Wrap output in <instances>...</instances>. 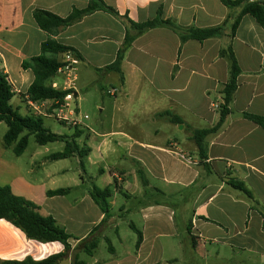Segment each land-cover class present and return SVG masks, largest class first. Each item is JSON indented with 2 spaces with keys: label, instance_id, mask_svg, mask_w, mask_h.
<instances>
[{
  "label": "crops",
  "instance_id": "0c3cea01",
  "mask_svg": "<svg viewBox=\"0 0 264 264\" xmlns=\"http://www.w3.org/2000/svg\"><path fill=\"white\" fill-rule=\"evenodd\" d=\"M103 1L119 15L97 10L52 36L80 55L77 98L91 87L108 94L115 89L109 94L108 123L91 126L75 107L83 123L68 126L82 131L77 143L88 151L82 161L85 177L68 186L67 195L48 197L47 191L56 189H47L42 177H28L34 169L24 173L17 161L6 157L5 150H13L15 144L6 147L3 137L0 185H9L15 195L39 205L41 214L54 217L72 236L73 249L99 225L100 243L104 214L89 189L92 184L109 188L107 226L114 224L123 243L115 219H129L130 228L133 225L142 233V242L137 248L138 235L133 230L137 238L120 249L112 245L109 257L99 258L98 248L93 256L87 255L92 264H264V128L245 116H264V27L246 14L232 35L241 8L230 9L221 0ZM88 4L89 0H0V74L8 77L18 99L12 105L19 112L25 109L24 114L20 112L23 116H38L26 99L35 76L23 63L39 56L42 43L50 37L36 23L34 11L66 18ZM160 16L184 28L224 25V29L202 42L184 43L167 26L149 29L126 52L121 64L123 81L119 73L106 71L115 62L127 31L133 32L129 21L143 23ZM230 46L241 70L237 88L228 106L230 114L218 132L206 137V157L201 159L193 134L220 120L223 91L231 76L230 61L221 51ZM58 59L63 61L64 54ZM59 77L53 81L63 85ZM165 111L179 116L183 124L158 116ZM179 153L191 156L195 164L184 162ZM70 158L81 164L78 155ZM97 166L98 175L88 176V167ZM233 181L244 183L252 197L234 188ZM77 191L74 202L60 203ZM56 213L65 214L72 227ZM63 251L59 242L28 239L19 228L0 220L1 260H42ZM83 254L79 253L80 258ZM72 256L59 264H72Z\"/></svg>",
  "mask_w": 264,
  "mask_h": 264
},
{
  "label": "trees",
  "instance_id": "16d2710c",
  "mask_svg": "<svg viewBox=\"0 0 264 264\" xmlns=\"http://www.w3.org/2000/svg\"><path fill=\"white\" fill-rule=\"evenodd\" d=\"M221 2L230 9L241 8L240 13L232 25V35L236 31L242 16L246 14L253 16L257 22L264 27V0H221ZM97 10L110 12L116 16L119 15L113 7L107 5L103 0H89V4L85 9H74L66 18L59 17L44 10L34 11L33 15L36 23L42 30L49 33L50 37L42 43L41 54L39 56L33 57L23 63V68L31 69L35 76L32 85L27 91V95L32 101L39 102L50 100L53 102V107H56L55 102L62 103L66 95L71 92L69 90H57L52 87V82L57 75V71L63 64L62 61H59L58 55L65 54L68 51L73 52L79 58L80 55L73 48L58 43L52 36H55L60 28L73 25L84 16ZM129 23L131 24L133 32L130 30L127 31L124 44L119 50L115 62L105 68L106 71L119 73L121 81L124 80L121 64L125 58V54L136 37L145 31L156 27L167 26L177 32L180 35L181 42L184 43L191 39L202 42L219 35L224 29V25L207 28H184L175 24L171 19H162L161 16L143 23H134L132 21H129ZM221 55L228 57L230 61L231 76L229 83L225 86L223 91L224 104L220 108V120L212 128L196 130L193 134V140L198 147L201 159L206 157V137L218 132L226 117L230 114L228 106L237 88V78L241 72L231 46L221 51ZM15 95L16 92L8 81V77L0 74V122H4L8 127L4 135V145L6 147H11L15 144L13 147L14 153L20 156L28 147L31 136H33L35 141L41 146L54 142H64V151L51 154L49 158L52 160H61L78 155L83 166L82 161L84 157L87 156L88 151L82 149L77 143V138L81 137L82 131L76 127V130L70 136L52 132L49 128L45 127L43 117L34 115L23 116L18 109L14 108L11 100ZM158 116L173 124H183V120L171 111H165ZM245 116L264 128V116L251 114H246ZM231 184L234 188L252 197L251 192L246 188L244 183L233 181ZM70 191V188L49 190L47 191V196H65ZM89 193L104 214L103 222L107 221L111 217V207L109 204L111 190L109 188L101 189L92 184ZM0 220H6L19 228L28 239L43 243L59 242L64 246L63 252L53 254L42 260H35L32 257H27L21 261L0 259V264H59L71 253L73 255L72 264H87L86 261L80 258L79 253L83 252L88 256H93L99 245V238L96 232L99 230L100 225L73 249L70 242L72 236L66 229L59 225L54 217L41 214L40 207L35 202L23 196L15 195L9 185H0ZM132 228L138 235L136 244L138 248L142 242V233L133 225ZM106 242L109 244V251L111 253L114 252L111 241L106 239Z\"/></svg>",
  "mask_w": 264,
  "mask_h": 264
},
{
  "label": "rangeland",
  "instance_id": "374dc122",
  "mask_svg": "<svg viewBox=\"0 0 264 264\" xmlns=\"http://www.w3.org/2000/svg\"><path fill=\"white\" fill-rule=\"evenodd\" d=\"M61 80L62 77H59ZM112 97L108 93H104L100 87H91L88 90L80 91L79 97L76 101L72 104V108L78 107L80 114L84 117L87 116L88 119L86 122L94 126L99 121L103 123H108L111 119V103ZM18 103V99L14 98L12 100V104L16 106ZM22 114L25 113V109L20 111ZM62 123H68V121L57 120L52 118H45L44 125L45 127L49 128L54 133L59 134H71L74 132L73 129L69 127L78 126L70 122L65 126ZM69 126V127H68ZM162 125L161 127H163ZM7 131V125L2 122L0 123V141L3 139L5 133ZM162 131L167 133V129L162 128ZM81 139L80 141H82ZM65 149L64 142H54L50 143L46 146L39 145L33 136L30 137V142L20 157H17L12 149L5 150L4 154L6 157L11 158L17 163L20 164L21 169L24 173L29 171L30 169H34L32 175L29 174L28 177H40L43 178L45 186L47 189H57V188H67L68 186H73L76 183L81 182L80 176L85 177V170L84 167L78 162L76 158H69L65 160H50L48 159V155L62 152ZM38 167V168H37ZM88 176H96L98 175V166L94 167V169H90L88 167L87 172ZM108 173V172H107ZM87 177V176H86ZM101 185V184H99ZM78 194V191L75 192L74 195L67 198V200H63L64 203L66 202H74L75 195ZM52 203H49L50 205ZM116 214H120L118 208H115ZM59 220L64 222L69 228L72 227V224L67 221L66 215L56 213ZM116 222L119 223L120 226V234L122 235L124 241L121 243L118 240V236L113 228L114 224H110L107 226L106 222L103 224V231H102V238H100V243L97 249V255L99 258L109 257L108 247L109 244L106 242L105 238H109L111 240L112 245L117 248H122L123 246H127L130 244L129 240L136 239V233L130 228L129 226V219H120L116 218ZM82 260L87 261L89 264H92L91 259L83 254L81 256Z\"/></svg>",
  "mask_w": 264,
  "mask_h": 264
},
{
  "label": "built area",
  "instance_id": "2783aa9c",
  "mask_svg": "<svg viewBox=\"0 0 264 264\" xmlns=\"http://www.w3.org/2000/svg\"><path fill=\"white\" fill-rule=\"evenodd\" d=\"M63 64L59 67L57 71V75H60L64 79L63 85L59 83L58 80L52 82V87L57 90H69L64 101L62 103L55 102L56 107L52 108L53 105L48 104V100L35 102L32 101L29 96H26L28 104L34 109L38 116L45 117H54L58 120L68 121V123L72 122L74 124H82V118L80 115L76 114V108H72V104L76 101V71L77 67L80 63L79 58L71 51H68L64 54ZM109 94H114L115 89L108 91ZM214 108L218 109L219 105H213ZM49 110H52L49 111ZM179 157L188 164H195V161L191 156L186 155L184 153H179Z\"/></svg>",
  "mask_w": 264,
  "mask_h": 264
}]
</instances>
